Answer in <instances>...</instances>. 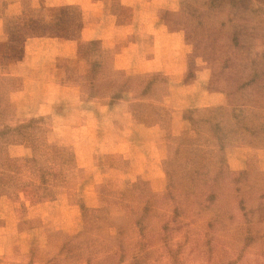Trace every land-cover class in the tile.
<instances>
[{"label": "rangeland", "instance_id": "obj_1", "mask_svg": "<svg viewBox=\"0 0 264 264\" xmlns=\"http://www.w3.org/2000/svg\"><path fill=\"white\" fill-rule=\"evenodd\" d=\"M13 1L0 0V264H264V0L181 1L172 84L207 101L171 126L169 73L113 68L79 27ZM119 99L159 131L136 133Z\"/></svg>", "mask_w": 264, "mask_h": 264}, {"label": "crops", "instance_id": "obj_2", "mask_svg": "<svg viewBox=\"0 0 264 264\" xmlns=\"http://www.w3.org/2000/svg\"><path fill=\"white\" fill-rule=\"evenodd\" d=\"M182 0H14L9 2V6L20 7L27 17L30 10H35L34 17L41 13V23L45 25L47 22L52 25L67 26L71 28H80L81 38L86 41H96L100 44L103 51L116 53L117 62L113 65L116 69L131 70L134 75L145 71L165 70L170 74L168 79L169 92L165 94V100L173 109V118L170 120L169 126L175 125L174 120H178L183 108L198 106L200 104L192 103V101L206 102V97L198 98L199 89L195 84L185 85L181 82L178 88H174L178 84H172L174 81L173 73L178 68L185 70V50H174L168 39L175 37V33L169 26V22L175 20V14ZM21 11V12H22ZM23 12V13H24ZM11 15H0V32L3 29V22ZM58 23V24H57ZM9 25H7L8 27ZM6 28V27H5ZM49 32V31H48ZM180 32V31H179ZM178 33V38L182 39V46H185V32ZM45 37L53 38V35L44 34ZM154 38L166 40L162 41V46L158 47L157 42L149 43L145 39ZM158 41V40H157ZM118 47L115 49V47ZM60 47V46H59ZM179 49V48H178ZM133 54L139 55L133 63ZM140 54L142 56L140 57ZM163 54H168L165 56ZM173 54H178L175 58ZM129 55V56H128ZM163 55V56H162ZM124 60V61H123ZM123 61V62H121ZM54 66V65H53ZM175 79L180 83L182 72ZM213 96L217 93L213 91ZM204 96L208 93L201 91ZM197 96V98H196ZM211 98L208 97V102ZM129 101L119 99L113 108L119 112L118 116L125 119V123L134 119V128L137 131L144 130L146 133L158 132L157 125H144L137 122L128 110ZM112 112V113H113ZM124 122V119L123 121ZM176 122V121H175ZM182 123V121H180ZM132 124L128 130L131 131ZM124 127L123 129H125ZM174 133V131H172ZM149 138H156V135H150ZM126 140V139H125ZM120 146V143H119ZM121 149V148H119ZM130 147L127 146L126 150ZM217 155V154H216ZM135 158V157H134ZM137 162V160H135ZM228 163L232 167H240L239 159L233 162V158L228 159ZM239 165V166H238Z\"/></svg>", "mask_w": 264, "mask_h": 264}]
</instances>
